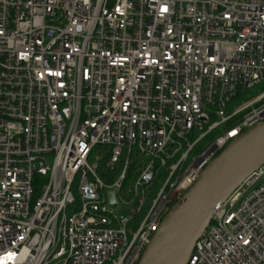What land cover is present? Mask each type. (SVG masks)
<instances>
[{
    "label": "built area",
    "instance_id": "1",
    "mask_svg": "<svg viewBox=\"0 0 264 264\" xmlns=\"http://www.w3.org/2000/svg\"><path fill=\"white\" fill-rule=\"evenodd\" d=\"M261 83L264 0H0V264H138ZM187 264H264V165Z\"/></svg>",
    "mask_w": 264,
    "mask_h": 264
},
{
    "label": "water",
    "instance_id": "2",
    "mask_svg": "<svg viewBox=\"0 0 264 264\" xmlns=\"http://www.w3.org/2000/svg\"><path fill=\"white\" fill-rule=\"evenodd\" d=\"M264 165V122L233 140L167 213L138 264H187L196 242L225 202ZM111 204L116 206L114 195Z\"/></svg>",
    "mask_w": 264,
    "mask_h": 264
},
{
    "label": "trees",
    "instance_id": "3",
    "mask_svg": "<svg viewBox=\"0 0 264 264\" xmlns=\"http://www.w3.org/2000/svg\"><path fill=\"white\" fill-rule=\"evenodd\" d=\"M247 93V92H246ZM245 93V94H246ZM245 94H241L236 100H242V99H245ZM221 130H217L215 133H213L210 138L214 137L217 133H219ZM98 150H102L101 147L98 148ZM107 158L103 159V161L101 162V173H104L103 171V167L105 166V162H106ZM120 169H117L116 168V172H115V175L117 174V172H119ZM137 175V165H136V162L133 161V163L131 164V167L129 169V172H128V177H127V181L125 183V187L128 186L131 181L133 180V178Z\"/></svg>",
    "mask_w": 264,
    "mask_h": 264
},
{
    "label": "rangeland",
    "instance_id": "4",
    "mask_svg": "<svg viewBox=\"0 0 264 264\" xmlns=\"http://www.w3.org/2000/svg\"><path fill=\"white\" fill-rule=\"evenodd\" d=\"M264 90V83H261V84H258L256 85L253 89H251L250 91H248L246 94H245V99H242L241 101L240 100H235L234 103H233V107L236 105H239L242 103V101H245V100H248L252 97H255L257 96L259 93H261L262 91Z\"/></svg>",
    "mask_w": 264,
    "mask_h": 264
}]
</instances>
